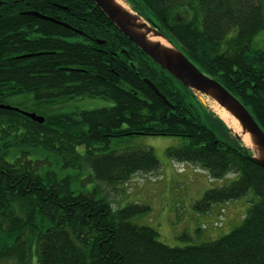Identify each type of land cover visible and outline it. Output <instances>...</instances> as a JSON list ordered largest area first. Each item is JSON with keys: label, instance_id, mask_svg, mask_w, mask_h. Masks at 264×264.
I'll return each mask as SVG.
<instances>
[{"label": "trees", "instance_id": "16d2710c", "mask_svg": "<svg viewBox=\"0 0 264 264\" xmlns=\"http://www.w3.org/2000/svg\"><path fill=\"white\" fill-rule=\"evenodd\" d=\"M133 1L164 34L168 27V37L238 97L264 130V51L253 47L264 30V0ZM31 11L70 27L25 14ZM201 14L210 16L204 33ZM24 93L46 106L84 98L114 105L44 115L43 124L0 109V264H30L33 243L39 264H264V167L231 139L214 112L207 109L203 119L192 111L185 96L192 92L137 48L93 0H0V104ZM141 134L185 138L187 146L169 148L171 159L217 179L237 174L231 184L206 192L197 207L209 210L253 190L259 200L243 224L210 243L169 247L156 230L132 222L141 207L114 210L95 193L75 191L70 177L41 173L28 152L13 161L7 157L13 147L43 148L60 155L65 168L88 167L98 181L113 186L159 169L153 150H111L112 139Z\"/></svg>", "mask_w": 264, "mask_h": 264}, {"label": "rangeland", "instance_id": "374dc122", "mask_svg": "<svg viewBox=\"0 0 264 264\" xmlns=\"http://www.w3.org/2000/svg\"><path fill=\"white\" fill-rule=\"evenodd\" d=\"M70 40H83V37ZM263 44L264 30L254 38L253 47L260 49ZM185 96L187 103L193 107L192 111L206 119V104L192 94L185 93ZM204 97L209 109L215 113L211 107L214 104L212 99ZM5 105L47 116L92 111L111 107L114 103L102 98H84L57 100L46 106L36 101L32 93H24L8 97ZM187 145V139L170 136L141 134L112 139V151L153 150L160 161L156 171L136 174L130 181L113 186L98 181L88 167L76 163L75 166L65 168L60 155L43 148L21 145L13 147L7 157L13 161L14 157L28 152V159L40 162L41 173L54 172L58 178L70 177L75 191L95 193L98 199L108 200L114 210L133 205L141 207L144 211L133 217V223L153 228L159 240L169 247L185 248L210 243L229 235L243 224L253 202L259 200L252 190L241 199L216 203L209 210L198 208L197 204L206 192L227 186L239 177L231 173L221 179L213 178L207 170L168 156L169 148ZM30 264H39L36 243L32 245Z\"/></svg>", "mask_w": 264, "mask_h": 264}, {"label": "water", "instance_id": "95a60500", "mask_svg": "<svg viewBox=\"0 0 264 264\" xmlns=\"http://www.w3.org/2000/svg\"><path fill=\"white\" fill-rule=\"evenodd\" d=\"M108 19L119 29L136 47L150 57L163 71L169 72L177 81L204 103V95L211 98L222 109L229 113L238 123L239 129L228 125L231 139H236L245 145L251 152L255 162L264 167V130L254 119L243 103L229 92L218 80L201 72L185 54L172 42V40L153 27L132 4L127 0H93ZM30 16H37L44 20L70 27L53 17L42 15L38 12H26ZM99 43H104L98 40ZM32 55H23V58ZM18 57V58H22ZM146 83L167 104L174 106L159 91L149 79ZM0 109L20 112L33 121L43 124L45 117L36 113H29L5 104H0Z\"/></svg>", "mask_w": 264, "mask_h": 264}, {"label": "flooded vegetation", "instance_id": "af4514ba", "mask_svg": "<svg viewBox=\"0 0 264 264\" xmlns=\"http://www.w3.org/2000/svg\"><path fill=\"white\" fill-rule=\"evenodd\" d=\"M132 3H133V5L134 6H136L137 5V3L136 2H134L133 0H130ZM218 16L217 15H212V18H217ZM191 19V16L189 15V14H186L185 16H184V20L185 21H188V20H190ZM209 19H210V16L209 15H207V14H201L200 16H199V18H198V22H199V27H200V30L204 33V31H205V28H207L208 27V24L210 23L209 22ZM212 29H213V31H212V39H213V43L214 44H217L218 42V33H217V31L216 30H214L215 29V26L213 25V27H212ZM164 32L168 35V27H165L164 28ZM234 32H232V33H230V35L231 34H233ZM208 38H209V36H208ZM262 47H260V49H256V50H262V51H264V44L263 45H261ZM261 57H263L264 58V55L263 56H261Z\"/></svg>", "mask_w": 264, "mask_h": 264}, {"label": "bare ground", "instance_id": "6f19581e", "mask_svg": "<svg viewBox=\"0 0 264 264\" xmlns=\"http://www.w3.org/2000/svg\"><path fill=\"white\" fill-rule=\"evenodd\" d=\"M211 107L213 108L215 113L225 121V123H227L230 126H233L236 130L239 129V125L236 122V120L224 109H222L216 102H214V104L211 105Z\"/></svg>", "mask_w": 264, "mask_h": 264}]
</instances>
